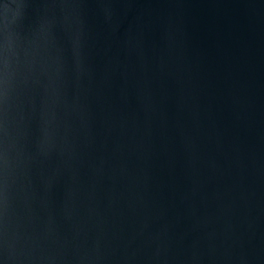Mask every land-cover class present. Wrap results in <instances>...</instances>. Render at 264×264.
<instances>
[{"label":"water","instance_id":"water-1","mask_svg":"<svg viewBox=\"0 0 264 264\" xmlns=\"http://www.w3.org/2000/svg\"><path fill=\"white\" fill-rule=\"evenodd\" d=\"M0 264H264V0H0Z\"/></svg>","mask_w":264,"mask_h":264}]
</instances>
